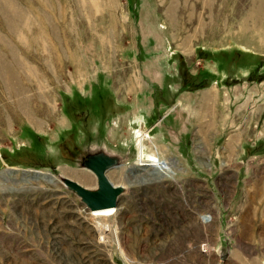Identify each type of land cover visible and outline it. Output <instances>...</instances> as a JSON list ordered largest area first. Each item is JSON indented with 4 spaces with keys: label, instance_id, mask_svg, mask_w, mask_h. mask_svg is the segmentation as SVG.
<instances>
[{
    "label": "rangeland",
    "instance_id": "rangeland-1",
    "mask_svg": "<svg viewBox=\"0 0 264 264\" xmlns=\"http://www.w3.org/2000/svg\"><path fill=\"white\" fill-rule=\"evenodd\" d=\"M172 1L9 0L17 33L0 6L27 108L0 73V264H264V0ZM96 166L103 239L71 185L98 193Z\"/></svg>",
    "mask_w": 264,
    "mask_h": 264
},
{
    "label": "bare ground",
    "instance_id": "bare-ground-1",
    "mask_svg": "<svg viewBox=\"0 0 264 264\" xmlns=\"http://www.w3.org/2000/svg\"><path fill=\"white\" fill-rule=\"evenodd\" d=\"M102 0H76L77 3H80L82 5H86L88 7H95L96 9L99 7L100 3ZM174 1V0H173ZM173 1H172V5L168 6V10L166 11V13L170 16L173 17L175 16L176 10H175V6H173ZM9 0H0V6H1V11L3 12L5 18L6 19V25L9 28V30H12L13 33L18 29V24L20 20V11L19 9H15L11 8V6H9ZM18 32V31H17ZM15 32V33H17ZM5 34V33H3ZM2 33H0V42H4L6 45L8 44V41L5 39L6 37H4ZM19 35V33L17 34ZM6 36V35H5ZM184 49L188 48V43L187 40H185V44H184ZM10 47H9V51H10ZM189 51V50H188ZM4 52V51H3ZM186 52V51H185ZM12 55V53H11ZM1 56V55H0ZM7 57V56H4ZM9 58H7L6 60H8ZM23 61V60H22ZM22 61L20 60V64L22 66ZM24 70V69H22ZM0 73L2 75V78L4 80V83L7 85L9 90H13L16 94L17 97V103L19 102V104L22 106L21 109L23 110L24 113L27 114V108L26 106L23 104L22 101V97L21 94L24 92L20 87L17 88V86H15L12 82H14V73L13 71L9 68V64L7 61H1L0 60ZM214 91L213 90H208L207 92H203L201 94L200 97V101L198 103V108H197V114H198V119L200 120L199 125H200V129L199 132L202 133L201 136L204 138L205 137V129L207 130L208 126L212 123V118H213V107H212V100L215 98L214 95ZM24 95V94H23ZM21 96V97H19ZM19 105V106H20ZM26 109V110H25ZM33 122V124H36L35 121L31 120ZM207 125V128H206ZM211 126V125H210ZM204 129V130H203ZM209 129V128H208ZM235 137L232 135L229 138V143H231V141H234ZM139 144L141 146L140 148V152L138 154L137 160H136V164L138 165H156L157 168L160 169V167H164V169L162 170H168V167H165L166 162H147L146 159H144V149H143V142L140 139L139 140ZM67 164V163H66ZM121 168H123L122 166H120ZM119 168V167H118ZM157 170V169H156ZM68 173L70 175H74L76 178L82 180L85 183H89L91 180V175L85 171V170H71L68 171ZM107 175V174H106ZM43 176V175H42ZM120 176V175H119ZM124 176V175H123ZM46 177V176H45ZM108 177V176H107ZM126 177V176H125ZM109 179V178H108ZM111 184L115 187H117L116 185H114L112 182ZM117 189V188H116ZM118 191V190H117ZM119 194V193H118ZM118 200H119V196H118ZM118 200L116 201V204L118 202ZM80 207V206H79ZM90 210L88 211L87 215L90 218H93L94 220H96L95 222V226L97 227L98 231H99V237L100 239H103L104 237L106 238V234L111 232L112 230H114V224H110L108 222L103 221L104 218H107L110 215L115 214L116 212V207L114 206H107V207H100V208H89ZM87 211V210H86ZM204 218H208L207 215H204ZM110 220V219H109ZM95 228V227H94ZM101 241V240H100ZM103 241V240H102ZM205 245V244H204ZM120 246V245H119Z\"/></svg>",
    "mask_w": 264,
    "mask_h": 264
},
{
    "label": "water",
    "instance_id": "water-1",
    "mask_svg": "<svg viewBox=\"0 0 264 264\" xmlns=\"http://www.w3.org/2000/svg\"><path fill=\"white\" fill-rule=\"evenodd\" d=\"M95 174L98 181V193L89 191L87 188L77 182H72V187L82 198L83 202L88 208L115 206L119 196L116 187L111 184V181L108 179L103 168L96 166ZM228 254L229 249H222L220 251L219 257L223 260L228 256Z\"/></svg>",
    "mask_w": 264,
    "mask_h": 264
}]
</instances>
